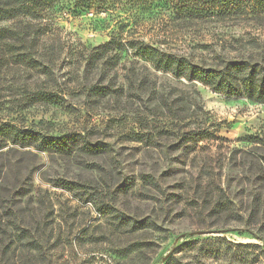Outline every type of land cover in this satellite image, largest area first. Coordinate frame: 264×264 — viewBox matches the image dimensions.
I'll return each instance as SVG.
<instances>
[{
    "label": "rangeland",
    "instance_id": "374dc122",
    "mask_svg": "<svg viewBox=\"0 0 264 264\" xmlns=\"http://www.w3.org/2000/svg\"><path fill=\"white\" fill-rule=\"evenodd\" d=\"M130 1L49 21L51 38L41 46L54 55V79L27 66L1 72V117L12 94L24 97L37 85L61 89L65 101L58 106L14 107L17 124L40 125L54 137L81 134L97 148L82 149L80 142L69 157L0 154V188L23 189L15 202L19 220L34 213L46 219L45 264H264V102L198 83L200 109L193 114L184 78L114 48L99 62L92 58L103 43L123 36L207 68L244 60L264 68V0H211L210 16L186 23L174 21L167 2L143 9ZM226 4L238 10L220 13ZM96 85L101 91L91 92ZM177 114L192 117L180 121ZM205 129L218 138L210 147L201 141L193 153L184 140ZM146 175L157 188L146 185ZM61 180L73 183L75 193L58 187ZM85 193L143 228L118 229L93 202L80 201ZM30 196L37 197L28 203ZM17 235L13 242L3 237L0 254L27 264L28 241L19 243Z\"/></svg>",
    "mask_w": 264,
    "mask_h": 264
},
{
    "label": "trees",
    "instance_id": "16d2710c",
    "mask_svg": "<svg viewBox=\"0 0 264 264\" xmlns=\"http://www.w3.org/2000/svg\"><path fill=\"white\" fill-rule=\"evenodd\" d=\"M112 1L117 2V0H0V24L14 19L31 20L25 24L19 23L15 27H0V74L3 70L11 67V65H17L27 66L39 71V73L49 79H54L55 73L52 68L55 64L54 55L53 53H45V47L41 46V44L44 45V40L47 41L51 38V33L48 31L50 27L49 21L53 22L59 14L64 12L70 15H80L94 7L102 9L107 7ZM209 1L211 0H131L130 2L143 9L154 8L157 2H167L172 10L171 14L174 21L178 23L184 21L186 23L210 16L209 8L206 5ZM226 5L229 6L222 7L220 13H224L227 10L229 13L238 10L237 5ZM33 21L40 23L35 24ZM52 48L49 50H52ZM112 48L120 51L121 54H130L133 59L153 65L158 72L163 74L170 73L176 78H184L191 83V87H189L191 90L190 99L194 102L189 103V111L193 114H197L198 111L196 110L200 109L196 90L198 83L215 92L246 96L249 100L256 103L264 102V68L260 65L254 66L247 60L228 61L225 62V66L207 68L200 64L192 63L186 57H179L157 44L146 43L137 37L125 39L123 36L111 38L108 42L103 43V45L94 50L95 53L92 58L99 62L107 56ZM38 49H42L41 55L38 53ZM93 59L89 60L87 67L94 63ZM90 88L91 92L99 93L101 91L100 85ZM63 92L61 89L56 91L37 85L36 89L29 90V92L28 90L25 91L24 97H16L12 94V100H14L12 106L7 109L8 112L5 117L0 116V154L14 153L17 156L30 155L37 157L35 152H38L40 154L51 153L69 157L77 152L76 149H79L77 146L80 142L85 143L81 147L82 149L97 148L95 145L86 143L84 141L85 137L81 134L75 133L54 137L38 130L37 128L40 125L26 127L17 124L18 119L14 115L18 116V111H13L14 107L19 105L17 109L20 110L21 106H34L36 104L46 107L58 106L61 101H65ZM14 93L17 92L15 91ZM174 116L180 121L192 117L187 114H184L183 117L178 114ZM43 123L44 120L40 124L42 125ZM215 133L211 129H205L199 134L191 133L185 138L184 142L187 144L188 149L192 150L193 153H197L200 150L201 141H205L208 147L214 144L215 139L218 138ZM13 157L17 161L16 157ZM143 181L152 188L158 187L153 176L146 175L143 177ZM57 186L75 193V188L73 187L75 185L71 182L61 180ZM20 190L23 189L0 188V247L3 237L13 242V237L19 233L16 237L19 243H23L24 239L28 241L26 245L29 248V256L26 257L27 264H41L40 262L45 264L48 261L47 253L50 250V239H48L47 235L48 227L44 223L46 219L37 218L34 213L27 218L22 217L19 220L18 207L15 202L18 196H22L19 193ZM77 196L80 197V201L83 203L93 202L100 217L109 218L118 229L127 228L131 232H136L143 228L144 223L121 215L109 204L104 205L97 202V198H94L89 193ZM36 197L30 196L28 203ZM36 202H38V199H36ZM0 264L11 263L9 259L6 260L0 254Z\"/></svg>",
    "mask_w": 264,
    "mask_h": 264
}]
</instances>
